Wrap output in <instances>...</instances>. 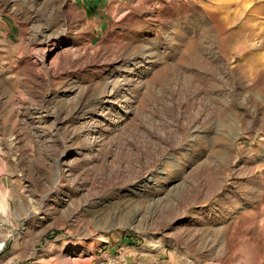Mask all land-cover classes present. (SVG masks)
Returning a JSON list of instances; mask_svg holds the SVG:
<instances>
[{
  "label": "rangeland",
  "instance_id": "374dc122",
  "mask_svg": "<svg viewBox=\"0 0 264 264\" xmlns=\"http://www.w3.org/2000/svg\"><path fill=\"white\" fill-rule=\"evenodd\" d=\"M0 264H264V0H0Z\"/></svg>",
  "mask_w": 264,
  "mask_h": 264
},
{
  "label": "crops",
  "instance_id": "0c3cea01",
  "mask_svg": "<svg viewBox=\"0 0 264 264\" xmlns=\"http://www.w3.org/2000/svg\"><path fill=\"white\" fill-rule=\"evenodd\" d=\"M88 1V4H89V7L90 8H95V6L98 4V6L101 5L102 1L103 0H98V1H92V0H87ZM92 1V2H91ZM95 2V3H94Z\"/></svg>",
  "mask_w": 264,
  "mask_h": 264
},
{
  "label": "trees",
  "instance_id": "16d2710c",
  "mask_svg": "<svg viewBox=\"0 0 264 264\" xmlns=\"http://www.w3.org/2000/svg\"><path fill=\"white\" fill-rule=\"evenodd\" d=\"M133 235L132 234H129V235H127L126 237H125V240L127 241V242H129L130 244H132L133 242H132V240H133Z\"/></svg>",
  "mask_w": 264,
  "mask_h": 264
}]
</instances>
